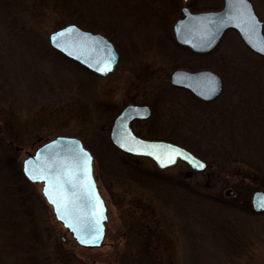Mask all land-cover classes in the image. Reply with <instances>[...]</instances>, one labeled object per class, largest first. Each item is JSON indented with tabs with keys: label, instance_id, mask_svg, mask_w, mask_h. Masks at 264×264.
<instances>
[{
	"label": "rangeland",
	"instance_id": "obj_1",
	"mask_svg": "<svg viewBox=\"0 0 264 264\" xmlns=\"http://www.w3.org/2000/svg\"><path fill=\"white\" fill-rule=\"evenodd\" d=\"M251 1L264 21V0ZM184 5L211 10L222 7L223 0H0V131L18 147V161L59 134L78 136L91 150L102 152L112 144L120 152L110 128L130 102L153 108L150 118L132 122L142 136L153 138L148 134L152 124L175 142L182 137L215 151L218 139L235 154L261 161L264 57L234 30L208 55L178 45L172 26ZM77 16L82 27L89 24L112 34L121 53L114 71L99 75L81 68L51 45L50 32ZM179 67L215 70L223 78L221 94L204 101L174 86L170 76ZM108 105L116 110L112 117L105 112ZM135 157L142 167L158 168L149 157ZM95 162L108 204L100 247L80 245L56 218L43 184L28 185L40 235L36 253L44 264H264V211H255L251 203L252 193L264 190V176L244 163L223 171L215 161L198 171L179 161L161 169L195 183L205 197L184 202V193L171 190L175 197L166 204L131 180L103 172ZM1 249L0 264H25L19 251Z\"/></svg>",
	"mask_w": 264,
	"mask_h": 264
},
{
	"label": "water",
	"instance_id": "obj_2",
	"mask_svg": "<svg viewBox=\"0 0 264 264\" xmlns=\"http://www.w3.org/2000/svg\"><path fill=\"white\" fill-rule=\"evenodd\" d=\"M250 14L257 22L255 35L246 31L245 25L240 19H232L235 12L237 0H223V6L219 9L192 11L188 5L182 7V14L174 21L172 30L176 40L187 45L195 51L209 52L213 50L224 37L225 33L234 29L238 32L244 43L254 52L264 56L262 42H264V21L257 14L251 0H246ZM69 29L73 31L68 32ZM66 33L58 41L54 37L59 33ZM87 38V39H86ZM49 40L51 45L61 51L70 59H73L88 69L102 75L114 71L119 63L120 53L115 43L108 36L101 32H94L82 28L77 23L70 22L50 32ZM59 44V46H57ZM112 57L111 70L107 72L97 71L103 67L109 56ZM99 61V63H97ZM170 81L173 85L186 88L196 96L204 100H212L219 96L223 90V79L220 74L209 68L191 70L187 68H176ZM214 88V91L211 89ZM152 115V107L146 103L130 102L114 117L110 128V139L112 143L122 151L136 155L146 156L153 159L161 168H168L177 164L180 160L189 164L193 169L205 170L208 163L187 147L163 138H147L139 135L132 126L133 120L137 118H149ZM90 156L91 180L94 184V197L98 196L103 204V216L101 221L103 238L98 245L84 244L78 239L77 231H81V222L78 220V213L65 216L60 219L56 206L50 202L46 194L48 183L45 179H32L29 173L36 176H49L57 171H62L61 164L72 166L74 154L80 151ZM188 157V158H185ZM31 161V164H29ZM196 162L204 167L196 166ZM82 163V161H81ZM96 162L92 151L83 143L82 139L75 135L59 134L39 145L32 153H29L22 161L24 175L34 183H42V194L46 201L52 205L56 218L71 232L75 240L82 246L88 248L100 247L103 245L108 220V204L100 189L96 176ZM69 188V193H71ZM228 192L233 193L230 189ZM53 196L56 192L53 191ZM252 207L255 211H264V190L257 189L252 193ZM84 214L90 212L87 203L84 204ZM71 223L77 231L68 227ZM65 239V237H63Z\"/></svg>",
	"mask_w": 264,
	"mask_h": 264
},
{
	"label": "trees",
	"instance_id": "obj_3",
	"mask_svg": "<svg viewBox=\"0 0 264 264\" xmlns=\"http://www.w3.org/2000/svg\"><path fill=\"white\" fill-rule=\"evenodd\" d=\"M69 10L71 14H73L70 7ZM78 17L79 16L74 18V22L85 26ZM87 25L86 27L88 29L93 31L98 30L92 25ZM106 35L114 41L110 32H106ZM118 49L120 50L119 46ZM71 61L81 68L83 67L77 62ZM105 112L109 113L110 117L116 114V110L110 105L105 108ZM255 120L257 121L258 117L255 118ZM261 125L263 126L261 129L264 133L262 121ZM156 128L157 127L152 124L149 126L148 134H150V137H170V135L163 132H156ZM1 134L2 132L0 131V238H3L4 241L2 245H0V250L2 251L1 248L3 246H8L13 248L14 251H19V255L24 258L25 264H44L36 253L40 244V235L33 221L34 209L31 202V195L34 191L32 192V190L28 189V185H32L33 183L23 173L22 165L18 161V147L14 143L5 141L4 135L1 136ZM179 141L182 145L189 147L196 154L206 159L209 163V168L212 167L216 161L221 169L225 171L229 166L231 167V165L239 162L244 163L259 176H264V165L262 164L264 158L256 162L250 156L242 154L239 156L233 152L228 144L218 139L219 146L215 148V151H210L211 149H208L204 144L202 145V143L201 145L203 148L200 143L192 145L182 137ZM208 142H211V140ZM101 150L102 152L99 149H92L95 158L98 160L99 168H101L103 172H107L113 177L131 180L141 188L151 192L154 196L162 197V201L166 204L172 201L171 197H175L173 195L171 196V190L184 193L182 194V200L184 202L190 200L191 197V199H193V196L202 199L205 198L202 197L203 195L196 189L195 183H190L180 175L167 174L159 167L157 169L142 167L135 161V156L121 151L119 152L112 144L102 147ZM203 186L207 187L208 185L204 184ZM240 188L241 187H238V189ZM252 188L251 186L250 189ZM217 200L220 199L215 198V201ZM177 209L181 211V213L185 212L183 205H180Z\"/></svg>",
	"mask_w": 264,
	"mask_h": 264
},
{
	"label": "snow or ice",
	"instance_id": "obj_4",
	"mask_svg": "<svg viewBox=\"0 0 264 264\" xmlns=\"http://www.w3.org/2000/svg\"><path fill=\"white\" fill-rule=\"evenodd\" d=\"M236 15L232 19L239 18L241 23L245 25L246 31L252 35H255L257 29V22L254 16L250 14L246 0H237L235 6ZM73 31L69 29L68 32ZM66 33H59L58 36L54 37V41H58L60 37H63ZM87 39V38H86ZM59 46V44H57ZM262 50H264V42H262ZM112 57L109 56L108 60L104 63L103 67H98L97 71L107 72L111 70ZM99 63V61H97ZM214 91V88L211 89ZM188 158V157H185ZM73 160L75 163L68 167L63 164L60 167L62 171H57L51 177L29 175L32 179H45L48 183V189L46 194L49 196L50 202L56 206L57 213L60 219H65V216L78 213V220L81 222V231L84 235L80 234L71 223L68 224L69 228L73 231H77L78 239L81 243L98 245L102 240V227L101 221L104 219L103 216V204L99 200L98 196L94 197V184L91 180L90 161L91 158L83 150L80 153L74 154ZM82 161V163H81ZM31 164V161H29ZM196 166L203 168L204 165L196 162ZM69 188L72 190L69 193ZM53 191L56 192V196H53ZM90 208V212L84 214V204ZM261 206H264L262 204Z\"/></svg>",
	"mask_w": 264,
	"mask_h": 264
},
{
	"label": "flooded vegetation",
	"instance_id": "obj_5",
	"mask_svg": "<svg viewBox=\"0 0 264 264\" xmlns=\"http://www.w3.org/2000/svg\"><path fill=\"white\" fill-rule=\"evenodd\" d=\"M223 6V5H222ZM190 7V6H189ZM221 8V7H220ZM190 9H191V7H190ZM212 9H214V8H212ZM219 9V8H218ZM182 10V9H181ZM192 10V9H191ZM193 11V10H192ZM173 37L175 38V36H174V34H173ZM177 44L178 45H180V46H183V47H185V48H187V49H189L191 52H193V53H196V54H206V55H208V53H210V52H197V51H194V50H192L190 47H188V46H186V45H182V44H179L178 42H177Z\"/></svg>",
	"mask_w": 264,
	"mask_h": 264
}]
</instances>
